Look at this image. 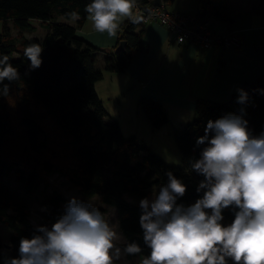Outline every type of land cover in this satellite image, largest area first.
I'll return each mask as SVG.
<instances>
[{
	"label": "trees",
	"instance_id": "obj_1",
	"mask_svg": "<svg viewBox=\"0 0 264 264\" xmlns=\"http://www.w3.org/2000/svg\"><path fill=\"white\" fill-rule=\"evenodd\" d=\"M163 1L169 4L174 0ZM136 2L142 8L154 5V0ZM89 3L91 0H0V19H13L22 29L30 26V18L41 19L49 25L42 38H29L22 30L14 34L7 26L0 31V58L7 55L20 74L17 80L0 82V222L12 230L9 255L2 250L4 243L0 236V264H4L6 257H18L20 240L32 238L36 226L30 219L28 203L4 183V178L13 170L29 194L43 181L47 182L51 173L57 172L84 195H98L102 202L114 206L118 226L128 243L138 244L141 254L148 255L150 249L144 244L139 224L142 214L139 202L151 194V187L167 183L169 171L186 185L178 204L189 206L202 197L203 193L196 189L204 177L191 169V162L200 158L204 146H197L196 140L205 134L207 122L229 113L241 115L243 107V118L248 121L252 134L258 136L264 132L262 73L240 88L248 94L245 105L237 102V90L233 92L234 97L231 95L223 101L196 99L194 118L184 127L173 130L182 165L167 162L135 134L125 135L120 123L109 119L95 87L104 75L103 68L96 65L100 47L77 33L89 15L85 10ZM255 9L264 12V0H259ZM205 15L234 20L226 0H198L196 19H205ZM74 17L75 22H70ZM133 17L135 22L127 17L120 23L116 44L105 50L104 69L123 71L137 51L148 49L144 38L145 20L138 15ZM122 40L124 48L115 51ZM241 42L242 39L239 45ZM33 43L43 48L42 63L37 69H30V61L24 55L25 48ZM4 85H8L7 94L3 91ZM138 104L154 128L169 120L163 104L154 97L143 95ZM11 106L15 108L17 120ZM43 116L51 126L45 125ZM40 203L41 225L51 227L63 213L65 196L56 191L44 196ZM98 208L106 212V207ZM222 215L225 226L234 220L231 208L224 209ZM229 264H232L230 260Z\"/></svg>",
	"mask_w": 264,
	"mask_h": 264
},
{
	"label": "clouds",
	"instance_id": "obj_2",
	"mask_svg": "<svg viewBox=\"0 0 264 264\" xmlns=\"http://www.w3.org/2000/svg\"><path fill=\"white\" fill-rule=\"evenodd\" d=\"M135 6L136 0H91L85 10L97 31L114 36L120 18L135 22ZM42 51L38 43L25 48L30 69L41 66ZM19 77L3 55L0 82ZM3 91L7 94L8 85ZM237 91V102L245 105L248 94ZM240 112L209 120L196 140L204 147L191 169L204 177L196 189L201 198L189 206L178 204L186 185L169 171L167 183L151 199L140 200L139 224L150 254L139 264H264V132L254 136L243 118L245 109ZM228 208L234 220L225 226L222 212ZM18 252L4 264H115L142 249L118 234L90 200L71 197L51 227L36 225L32 238L20 240Z\"/></svg>",
	"mask_w": 264,
	"mask_h": 264
},
{
	"label": "crops",
	"instance_id": "obj_3",
	"mask_svg": "<svg viewBox=\"0 0 264 264\" xmlns=\"http://www.w3.org/2000/svg\"><path fill=\"white\" fill-rule=\"evenodd\" d=\"M226 2L234 16L232 22L209 15L203 17L211 22L217 32L238 30L241 34V45L220 50L201 48L195 43H178L171 36L166 25L150 18L145 20L144 33L148 49L137 51L125 70L103 75L110 77V84L105 89L106 91L110 87L107 99L113 97L117 101L116 108H118L117 113L113 112V115L108 111L109 119L117 120L125 135L135 134L138 139V130L142 131L144 126L140 122L141 119L153 131L156 130L151 127L150 119L148 120L143 112V114L139 112L141 110L138 100L143 95H150L159 100L170 117L177 118L179 115L178 123L184 124L193 115L195 116L197 98L227 100L233 92L242 88L245 82L253 81L256 76L264 73V12L255 9L259 0L234 2L226 0ZM167 5L169 9L189 13L193 19L198 17V0H174ZM141 9L140 4L136 2L133 16L138 15ZM126 18H120L119 25ZM75 20L76 17L72 18V23ZM118 32L119 27L114 36L97 31L90 15L77 28L80 36L96 46L104 47H112L116 44ZM97 81L96 89L103 101ZM126 98L128 99L126 105L130 110L133 105L135 106L131 115L129 110L126 112L131 120L123 115L125 107L122 106L124 105L122 100ZM103 104L106 106L105 100ZM125 121H128L126 126L123 124ZM130 122L137 130L133 127L129 128ZM98 198L100 199L99 196ZM102 204L106 208L109 206L115 209L111 204L104 202Z\"/></svg>",
	"mask_w": 264,
	"mask_h": 264
},
{
	"label": "rangeland",
	"instance_id": "obj_4",
	"mask_svg": "<svg viewBox=\"0 0 264 264\" xmlns=\"http://www.w3.org/2000/svg\"><path fill=\"white\" fill-rule=\"evenodd\" d=\"M195 1H197V0H195ZM234 1H236V0H232V2H234ZM237 1H239V0H237ZM61 19H63V17H61ZM69 21L72 22L71 20H69ZM29 23H30V26H27V27L22 29V28L17 26V24L15 23V21L13 19H7L6 21L3 19H0V31H2L4 29V27L7 26L8 28L11 29V31L14 34H17V33H19L20 30H22L24 32V34L26 36H28L29 38H31V37L42 38L45 35V33L49 30L48 22H44L41 19L30 18ZM98 47H100V50L97 53V61H96L97 67L103 68L104 75L106 73H109V72L113 73L114 71H109V70L104 69V55L107 54L105 50L107 48H110V47H104V46H98ZM117 72H120V71H115L114 73H117ZM97 82H98L97 86H98V89L100 91V94L103 96V98L106 102V106L108 109L107 111H109V113L111 112L110 113L111 115H113L112 114L113 112L117 113V110H118V108H116L117 101H115L113 99V97L110 99L109 98L107 99V97H108L107 92L110 91V87L105 91V89L110 84V77L105 76V77H103V79L101 78V80H98ZM95 87H96V84H95ZM104 100H103V102H104ZM127 101H128L127 98L122 100V102H124V105H122V106L125 107L123 109V113L125 112L123 115L126 117V119L131 120L130 117L126 115V114H128L126 112H128V110H129L130 111L129 115H131L132 111H134L135 106L133 105L132 110H130L128 108V105H126ZM163 107H164V105H163ZM11 109H12V114H13L15 120H17V114L15 111V108L13 106H11ZM139 109L141 110L139 112L140 113L143 112L144 115L149 120V116L144 111L143 107H141L139 105ZM119 111L122 113V110L119 109ZM166 112H167V110H166ZM110 114H109V116H110ZM167 114H168V112H167ZM168 117H169V120L163 124L164 127L160 126L161 128L160 127L155 128L157 131L156 130L153 131L150 128V126L146 125L145 122H142V119H141L140 122L143 123L144 126L142 127V131L140 129L138 130V132H139V135H137L138 140L140 142H144L153 151L159 153L167 162L173 163L176 165H182L183 162L181 159V154H180L179 148L176 144L175 137L173 134V130L176 128L184 127L189 121H191L194 118V115L188 121H186L184 124H180V122L178 123L179 115H177V118L174 116L170 117L169 115H168ZM120 118H122V116ZM43 119L45 121V125L51 126V123L48 121V119L46 117L43 116ZM149 122L151 123L150 120H149ZM123 124L125 126L128 125V121L123 122ZM150 125H151V127H153L152 123ZM132 127H133V129L137 130L136 127L134 128V125L132 124V122H130L129 128H132ZM129 134H131V133H129ZM4 183L8 188L16 191L18 193V195L28 203V205L30 207V211H31L30 219L36 225H41L43 222L42 207H41V203H40L41 199L44 196L50 195L56 191L61 192L65 196L66 203L69 200V198L76 197V198H78L82 201H86V202L90 200L96 207L104 206L102 204V201L98 198V195H94V196L84 195L68 179H66L64 176L58 174L57 172L51 173L47 178V182L43 181L39 185V187L35 190V192L33 194L27 193V191L25 189V185L20 180H18L15 170H13L8 176H6L4 178ZM159 187L160 186L151 187V194L147 198L151 199L152 196H154L155 193L158 191ZM193 203H195V201ZM104 215H105L106 219L110 220V222L112 223V225L114 227V230L117 231L118 234H121L122 232L118 226V222H117V218H116V214H115V209L108 206V208H106V212L104 213ZM11 233H12V230L5 223L0 222V236H1L3 243H4L2 250L8 255L12 252V243L10 241ZM121 243H122V241H117V246L121 247ZM143 256H147V255H144V254L136 255L132 259L124 257L122 260L116 261L115 264H130L132 261L140 262V260L142 259Z\"/></svg>",
	"mask_w": 264,
	"mask_h": 264
},
{
	"label": "built area",
	"instance_id": "obj_5",
	"mask_svg": "<svg viewBox=\"0 0 264 264\" xmlns=\"http://www.w3.org/2000/svg\"><path fill=\"white\" fill-rule=\"evenodd\" d=\"M141 12H144V20L153 18L166 25L178 43L191 42L201 48L220 50L240 44L241 39L237 30L217 32L207 19H193L187 12L169 9L163 0L160 5L154 4L147 11L142 8L139 14Z\"/></svg>",
	"mask_w": 264,
	"mask_h": 264
},
{
	"label": "water",
	"instance_id": "obj_6",
	"mask_svg": "<svg viewBox=\"0 0 264 264\" xmlns=\"http://www.w3.org/2000/svg\"><path fill=\"white\" fill-rule=\"evenodd\" d=\"M154 4H155V5H160V4H161V0H154ZM143 10H144V11H147V10H148V6H144V7H143ZM138 17H139L140 19H143V17H144V12H141L140 14H138ZM124 45H125V41L122 40V41L120 42V44H119L114 50H115V51H118V50L124 48ZM235 95H236V93H233V94H232V97H234Z\"/></svg>",
	"mask_w": 264,
	"mask_h": 264
}]
</instances>
